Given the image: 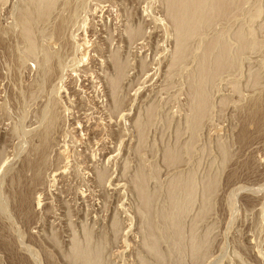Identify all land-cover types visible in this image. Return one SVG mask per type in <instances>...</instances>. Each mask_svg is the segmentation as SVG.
Instances as JSON below:
<instances>
[{
	"label": "rangeland",
	"instance_id": "374dc122",
	"mask_svg": "<svg viewBox=\"0 0 264 264\" xmlns=\"http://www.w3.org/2000/svg\"><path fill=\"white\" fill-rule=\"evenodd\" d=\"M218 3L0 0V264H264V0Z\"/></svg>",
	"mask_w": 264,
	"mask_h": 264
},
{
	"label": "bare ground",
	"instance_id": "6f19581e",
	"mask_svg": "<svg viewBox=\"0 0 264 264\" xmlns=\"http://www.w3.org/2000/svg\"><path fill=\"white\" fill-rule=\"evenodd\" d=\"M171 1V6H170V8L172 7V9H171V11H174L175 13H177L178 11H180L178 8H180L181 7V5H184L185 6V4H186V2H185V0H170ZM193 2L192 3H187V4H189L188 6L189 7H186V8H188V14H187V16L189 15V14H193V13H195L196 12V8L199 6V5H201V2H203L204 0H192ZM206 1V0H205ZM189 2V1H188ZM186 4V5H187ZM203 5V4H202ZM225 5V6H224ZM200 7V6H199ZM227 7V0H219V3L217 4V8H224L223 10H222V12L220 11V12H218V13H223L224 12V10H225V8ZM169 8V9H170ZM201 8V7H200ZM178 9V10H177ZM183 9V8H182ZM199 9V8H198ZM185 10V9H184ZM195 11V12H194ZM186 12V11H185ZM198 12V11H197ZM175 13H173V14H175ZM180 13H181V11H180ZM183 14V13H182ZM194 15H196V14H194ZM193 15V16H194ZM31 16V15H30ZM175 16V15H174ZM192 17V16H191ZM32 18V17H31ZM30 19V18H29ZM243 130V129H242ZM26 161V160H25ZM31 163V162H30ZM173 163V162H172ZM34 164V163H33ZM36 164V163H35ZM174 165H175V163H173ZM35 166V165H34ZM33 165L32 166H28L29 168L31 167V168H33L34 167ZM27 167V168H28ZM167 169V168H166ZM21 175V174H20ZM37 180V179H36ZM25 187V186H24ZM29 187V186H28ZM28 189V188H27ZM32 190L33 189H31L30 188V190H26V192H25V194H27L26 196H24V194L23 195H21V196H23L24 198H21V202L22 203H24V205L26 206V207H28L29 206V204H30V195H31V192H32ZM188 190V189H187ZM186 190V191H187ZM20 198V197H19ZM177 203V202H176ZM176 203H171V205H170V209L171 210H173L174 208H175V205H176ZM24 207V206H23ZM25 208V207H24ZM168 211H169V209H168ZM173 212H175L174 210H173ZM172 212V213H173ZM168 213V212H167ZM169 216L171 215V213L169 212V214H168ZM139 216V215H138ZM173 218V217H172ZM171 219V218H170ZM130 221V220H129ZM167 223V222H166ZM169 224V223H168ZM173 223H171V224H169V226L170 225H172ZM175 224V223H174ZM174 224L172 225V226H170L169 228H171L173 231H177L176 229H175V227H174ZM167 225V224H166ZM119 227H120V225H119ZM167 228V227H166ZM170 230V229H169ZM171 231V230H170ZM172 232V231H171ZM175 233V232H174ZM124 235V234H123ZM175 236H174V238H173V240L175 239V238H178V240L180 239L179 238V234L178 233H176V234H174ZM177 240V241H178ZM181 240V239H180ZM196 240V239H195ZM117 241V240H116ZM174 242V241H173ZM10 243V242H9ZM14 243V242H13ZM124 243V242H123ZM180 243V242H179ZM182 244V243H181ZM10 245V244H9ZM174 245H176V244H174ZM180 247V246H179ZM10 248V247H9ZM188 248V247H187ZM200 248V247H199ZM179 249V248H178ZM176 250V249H175ZM183 250V249H182ZM11 251V250H10ZM207 251V250H206ZM12 252V251H11ZM177 253V252H176ZM184 253V252H183ZM197 253V252H196ZM204 253V252H203ZM13 254V253H12ZM11 254V255H12ZM193 254V253H192ZM195 254V253H194ZM183 255V254H182ZM210 255H212V254H210ZM19 256V255H18ZM194 256V255H193ZM13 257V256H12ZM13 258H15V257H13ZM191 258H193V257H191ZM196 260V259H195ZM198 260V259H197ZM199 262V261H198ZM202 262V261H201ZM195 263V262H194ZM203 263V262H202ZM196 264V263H195Z\"/></svg>",
	"mask_w": 264,
	"mask_h": 264
}]
</instances>
